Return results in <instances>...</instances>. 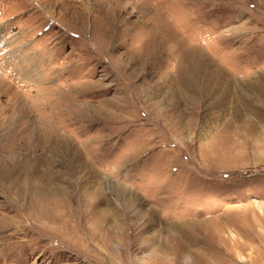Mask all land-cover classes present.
<instances>
[{
	"label": "rangeland",
	"instance_id": "obj_1",
	"mask_svg": "<svg viewBox=\"0 0 264 264\" xmlns=\"http://www.w3.org/2000/svg\"><path fill=\"white\" fill-rule=\"evenodd\" d=\"M0 264H264V0H0Z\"/></svg>",
	"mask_w": 264,
	"mask_h": 264
},
{
	"label": "bare ground",
	"instance_id": "obj_2",
	"mask_svg": "<svg viewBox=\"0 0 264 264\" xmlns=\"http://www.w3.org/2000/svg\"><path fill=\"white\" fill-rule=\"evenodd\" d=\"M40 78V77H39ZM51 94V93H50ZM44 95V94H43ZM52 95V94H51ZM49 101V100H48ZM39 109V108H38Z\"/></svg>",
	"mask_w": 264,
	"mask_h": 264
}]
</instances>
